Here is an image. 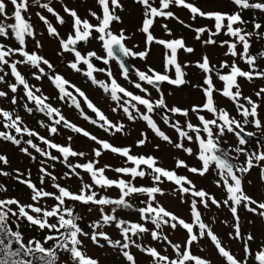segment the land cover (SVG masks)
I'll return each instance as SVG.
<instances>
[{
	"label": "snow or ice",
	"instance_id": "6c2138e0",
	"mask_svg": "<svg viewBox=\"0 0 264 264\" xmlns=\"http://www.w3.org/2000/svg\"><path fill=\"white\" fill-rule=\"evenodd\" d=\"M96 2L101 13L88 10V16L96 21L95 24L87 17L82 18L76 9L63 5V11L72 18V32L66 39L60 36L57 27L42 14V11H37L35 15L46 26L49 36L59 40L62 53L68 52L74 55V60L70 61L68 66L79 73L83 71L80 65H85L87 70L83 71V75L115 102L116 107L111 109L113 113L122 110L128 121L135 122L137 119L144 121L155 136L177 149H182L189 156L195 155L201 166H189L184 160L176 158L175 168H166L153 155H134L130 146H115L67 119L61 109L51 103V97L44 94L40 87L30 84L18 66L27 65L35 69L31 76L37 81L47 77L58 91V99L69 107L77 109L85 121L112 136L117 133L126 134V126L123 122L112 121L81 88L57 73L54 65L47 58L37 51L28 50V39L36 38L34 25L31 23L33 7L51 14L59 25L66 23L53 7L52 0H0V38L14 39L18 44L17 47H12L0 42V84H6L13 94L9 103L16 106L23 100L21 107L26 113L31 115L38 112L47 117L49 123L40 120L38 124L41 128L47 129L49 137L58 135L60 127H63L98 145L91 149L93 159L84 163H71L70 158H85L89 155L87 152L74 149L71 136L67 138L68 144L56 143L28 127L15 107L11 110L0 107V127L3 129L0 130V140L17 146L20 152L33 162L37 157L30 149L42 157L39 162V183L37 184L31 178L30 169L6 171L5 167L10 166L11 162L6 154H0V177L11 178L25 186L29 190L27 196L31 200V203L25 204L22 198L16 196L0 198V264H100L98 258L88 255L85 239L90 240L97 247H104L106 244L113 250H117L127 264H137L136 257L131 252L133 247L150 257V264H214L211 253L200 256L192 251L195 244L200 245V251L203 252L204 247L201 241L205 239L210 241L215 254L224 264H264V241H260L255 249L252 248L256 237L251 232L243 231L238 212V209L243 207L245 211L264 219V200L253 198L244 187V178L253 168L260 169V180L264 182V141L256 139L257 147L249 149L247 145L252 141L248 138L256 137L257 133L246 130L251 125L257 130L264 131V121L261 120L258 111L261 103H264V87L255 92L257 100H253L251 96L243 95L239 83V78L249 83L255 79H264V67L259 63L264 60V47L255 54L250 51L254 41H264V0H231L237 9L232 12L205 11L195 0H158V3L157 0H134V3L143 10L142 24L138 28V31L145 34V49L142 51H135L126 45L125 41L130 40L131 35H126L124 29H121L119 33L112 30L113 22L122 23L121 17L117 14V10L123 11L120 0H96ZM9 4L12 6L11 14L8 12ZM173 6L187 9L193 21L197 18L213 21L212 27H193L192 24L185 23L170 10ZM249 10L253 14L250 18H245L243 13ZM257 12L261 14L259 17L256 15ZM157 18L177 20L184 27L195 32V39L205 46L217 44L220 47L226 46L227 51L224 52V56H231L233 59L221 60L219 64H215L205 53L194 64L186 62L182 65L178 60L179 50L192 53L194 49L186 45L183 37L165 40L154 36L151 29ZM161 27L167 35H172L167 24H162ZM221 33L229 39L217 41L215 37ZM204 34H207V39H202ZM92 39L100 43L105 52L104 57L99 56L95 51L82 54L78 50V44L81 42L86 44ZM153 43L165 49L164 70L160 72L150 66L147 71L135 69L137 80L133 81L125 58L138 57L145 60L150 54ZM40 47H42L40 41L36 40V48ZM13 57H19V59H13ZM93 58L102 61L104 65H110V61H116L123 79L139 90L142 95L135 94L122 86L114 78L110 66L107 69L97 68L92 62ZM237 59L243 61L248 66V70L242 69ZM191 66H195L204 74L203 83L193 86L203 93V103L193 104L190 108L176 105L169 107L161 85L167 83L174 87H181L190 83L186 79L188 73L185 69ZM5 67L10 70L11 77L14 78L13 83L6 80L9 72L5 71ZM225 69H227L226 72ZM95 72H105L110 83L98 80L94 76ZM217 81L221 82V87H217ZM144 85L154 89L159 94L158 98L152 99L149 87ZM21 86L23 96L18 97L15 94ZM168 95L172 93L169 92ZM216 95L230 100L237 115H233L226 107L220 106L216 101ZM8 97V91L0 90V98ZM78 97L82 98L83 104L94 114V118L85 112ZM30 104L32 106H29ZM140 106L145 111L142 112ZM157 110L163 111L161 115L163 123L175 130L179 142L174 143L170 136L158 126L153 118ZM205 112L212 118L209 119L201 114ZM190 113L196 115L198 124H193L190 119H186L183 124L173 120L176 115L188 118ZM228 135L236 138L235 145L228 143ZM24 136L29 138L25 140ZM141 137L136 141L137 147L149 142L147 133L141 132ZM184 141L196 144L197 151L194 152L192 147H185ZM21 144L26 146L21 147ZM41 144L44 147H41ZM159 147L156 145L155 149L159 150ZM51 150H55L59 155H53ZM105 152L123 157L124 164L115 168L108 164L98 167L99 158ZM241 155L245 159L237 162ZM57 162L68 169L63 176H57L53 171H49V168H55ZM180 168L201 177L210 170L215 171L218 179L214 183L217 187H223L226 198L217 199L205 189H198L192 179L177 173L176 169ZM109 170L117 173L118 178L108 177L106 172ZM81 171L89 175L91 183L83 180ZM73 177L81 181L77 191L59 183L61 179L67 180ZM145 177L150 178V186H138L134 183L137 178ZM49 181L54 191L46 190ZM166 181L175 186L172 189L173 195L179 194L182 203H189L191 222L168 210L157 199L158 196L166 194L161 187ZM248 183L251 184V181ZM112 188L118 190V196L112 197L96 191L101 189L106 192ZM7 191V185L0 183V193ZM137 196L146 197L140 201V204L144 206H136L133 197ZM185 197H191V200L186 201ZM48 199L53 200L54 203L47 204ZM78 203L87 206L89 212L92 211V206L98 209V218L87 225L90 231H85L81 226L83 216L77 211ZM211 206L227 207L231 212L233 223L229 226L232 231L228 232L227 236L230 240L241 243L243 256L233 252L214 231L212 224L215 223V217L212 218V223L205 221L201 207L208 210ZM122 210L139 213L142 222H133L118 216V212ZM24 221L28 222L30 228L35 227L41 232L47 230V234L42 239L35 236L26 239L21 231ZM149 223L154 227L150 229L147 226ZM224 223L227 224V221ZM113 225L119 230V239H114L105 230ZM165 227L172 231L178 228L183 229L187 233L185 240L182 243H174L164 232ZM145 234H150L153 241L166 243L167 247L162 252L156 247L138 243L137 241ZM49 242L52 243L49 244ZM168 247L172 249L171 253H168ZM65 255L66 259L63 258Z\"/></svg>",
	"mask_w": 264,
	"mask_h": 264
},
{
	"label": "rangeland",
	"instance_id": "374dc122",
	"mask_svg": "<svg viewBox=\"0 0 264 264\" xmlns=\"http://www.w3.org/2000/svg\"><path fill=\"white\" fill-rule=\"evenodd\" d=\"M195 2L202 7L205 11H225V12H232L236 11V6L231 3V0H195ZM120 3L123 5V11L117 10V14L121 17L122 23L113 22L112 30L115 33H119L121 29H124L126 35H131V39L125 41L126 45L129 48H133L135 51H142L145 49V34L138 31V28L142 24V8L134 3V0H120ZM158 3V0H157ZM67 5L70 8H74L77 10L78 14L83 18L87 17L92 23H96V21L88 16V10L91 9L96 11L98 14L101 13V10L96 2V0H52L53 7L60 13V15L65 19L66 23L63 25H59L55 18L47 13L46 11L40 10L36 7L31 9V23L34 25L36 31V38L35 40L29 38L27 41V46L29 51H37L40 55L47 58L55 67V71L57 73L62 74L66 79L71 81L77 87L81 88L86 95L99 107L102 111L114 122L120 121L123 122L126 126L125 132L126 134L117 133L116 135L112 136L105 133L99 127L89 123L82 119L79 114V111L74 107H69L66 103L61 102L58 99V91L55 89L51 81L44 77L42 80L37 81L32 78L31 73L35 71L30 66L27 65H20L19 70L27 77L30 84L36 85L40 87L44 94L51 97V103L61 109L62 113L65 115L67 119L76 123L78 126L83 127L84 129L88 130L90 133L96 135L100 139H105L111 142L115 146L125 147L130 146L132 148V154L134 155H153L159 159L162 166L174 169L176 158L184 160L189 166H196L200 167V162L196 159L195 155L189 156L186 154L182 149H177L173 147L172 144H168L167 142L162 141L159 137L155 136V134L148 129L146 123L142 120L137 119L135 122L128 121L127 117L124 115L122 110H118L116 113L112 112V108L116 107L115 102L110 100V97L106 95L103 90L94 85L91 80H89L85 75H83V71H86L87 68L85 65L81 64L80 67L83 70L82 72H76L72 70L68 64L70 61L74 60V55L72 53L63 52L61 50L59 40L55 37L49 36L46 26L38 19L35 15L37 11H42V14L47 16V18L53 23L55 27H57L60 36L64 39L67 38V35L72 32V18L68 16L63 11V5ZM178 16L181 20L185 21V23L192 24L193 27H202L208 26L212 27L213 21L204 19V18H197L196 20L191 19V14L188 12L187 9L182 7H175L173 6L171 9ZM12 6L11 4L8 5V12L11 14ZM252 11H245L243 13L245 18H250L252 16ZM259 17L261 14L259 12L256 13ZM10 22V21H9ZM162 24H167L168 27L171 29L172 35L169 36L165 33V30L161 27ZM214 30V29H213ZM153 35L160 39H173V38H180L186 42V45L192 47L194 52L186 53L182 49L178 52V60L183 65L184 63L194 64L195 61L200 60L202 55L207 53L211 59V61L215 64H219L221 60H229L231 61L233 57L231 56H224V52L227 51V47H220L217 45H203L201 41L195 39V32L190 30L189 28L184 27L182 24L177 22L175 19H164V18H157L156 22L151 29ZM202 39H207V34H204ZM217 41L228 40L229 37L225 36L221 33L219 36L215 37ZM36 40L40 41L42 47L36 48ZM0 42L8 44L12 47H17L18 44L14 41V39H7L4 40L0 38ZM138 45V47H134ZM264 47V41L262 42H253V47L250 51L255 54L259 49ZM78 50L81 51L82 54H86L89 51H95L99 56L104 57L105 52L102 49L100 43L92 39L88 43H83L78 47ZM164 53L165 49L161 45H157L153 43L151 45V51L148 57L145 60H141L140 58H128L130 66L132 68V72L130 73V78L135 81L137 77L135 76V69H139L141 71H147V68L150 66L157 71L162 72L164 70ZM13 59H19V57H13ZM97 63L94 64L97 68H104L107 69L109 66L113 72L114 78L125 88H128L130 91H133L135 94L142 93L139 90L133 88L128 81L124 80L121 75L120 68L116 65L114 61H110V65H104L102 61L96 60ZM237 63L239 66L244 69L248 70V66L237 59ZM262 67H264V60L259 62ZM5 71L9 72V75L6 77V80L9 83L14 82V78L11 77L10 70L5 67ZM47 71V69H46ZM188 73L186 79L190 82L186 85L180 87H174L168 85L167 83L163 84V91L166 97V102L169 107L176 105L182 108H190L193 104H201L204 101L203 93L200 89L193 87L197 84L203 83L204 74L195 66H191L185 69ZM225 72L227 69L224 70ZM94 76L98 80H103L107 83H110V79L106 75L105 72H95ZM217 87H221V82L217 81ZM239 83L243 90L244 96H251L253 100H257L255 96V92L259 90V88L264 87V79H255L253 82L249 83L247 80L243 78H239ZM145 87H149V91L152 93V99L158 98V93L152 89L148 85H144ZM0 90L8 91L9 97L8 98H0V107H3L7 110H11L13 107L19 112V114L23 117L24 122L27 124L28 127L35 129L40 133V135L49 137V133L47 129L41 128L38 124V121L43 120L45 123H49L48 118L44 115L35 112L31 115L26 113L21 105L24 103L23 100L16 106H12L9 103L11 96L13 95L10 90L7 88L6 84H0ZM71 91V89H69ZM171 92L172 95H168ZM75 94V93H74ZM18 97L23 96V88L22 86L18 89V92L15 94ZM81 100L82 107H84L85 112L89 116L94 118V114L87 109L86 105L83 104L82 98L78 97ZM217 103L222 106L226 107L233 115H237L235 111V107L233 103L219 95H216ZM259 102V101H258ZM31 106V104L29 105ZM141 111H145V109L140 106ZM260 113V118L264 121V103H261V107L258 109ZM205 115L207 118L211 119V115L208 113H201ZM162 113L156 112L153 114V118L156 120L158 126L163 130L167 135L170 136L172 141L179 142L178 134L175 132L174 129L170 128L169 126L165 125L161 119ZM171 115V114H169ZM239 118V117H237ZM186 119H190L193 124H198L197 117L194 113H190L188 118L183 116L176 115L173 117V120H178L181 124L184 123ZM0 130H3L0 127ZM247 131L256 132L257 136L256 139H260L264 141V131H260L249 125L246 129ZM141 132L147 133L149 142L146 143L144 146L137 147L136 141L141 139ZM72 137L71 144L76 151H84L89 153V155L85 158H70L71 163H84L87 160L93 159L91 154V149L98 147L93 141L83 137L80 134H76L71 132L68 129L60 127V131L58 135L49 137L50 139L54 140L56 143L59 144H68V137ZM29 137L24 136L23 139H28ZM228 143L230 145H235L237 140L234 136L228 135L227 136ZM39 143V141H35ZM185 147H192L194 152L197 151V145L194 143H189L184 141ZM159 145V150L155 149V146ZM26 145L21 144V147H25ZM44 147V145H40ZM249 149H255L257 147L256 143H250L247 145ZM33 155H36L37 159L33 162L28 156L24 155L20 152L19 148L10 142H5L0 140V154H6L10 160V166L5 167L6 171H11L12 169H20L21 171H25L27 169L31 170L32 173V180L39 183L38 177L39 172L38 169L40 167V160L42 157L39 154L35 153L34 150ZM53 155H59L55 150H51ZM245 159L243 155L239 157V161L241 162ZM51 163V162H50ZM105 164L111 165L113 168L122 166L124 164V158L112 154L111 152H105L99 158L98 167H103ZM131 166V165H128ZM49 171H53L57 176H63L68 169L61 163H55V168H49ZM179 175L188 176L193 182L196 184L197 188H203L209 193L213 194L217 199L226 198V194L224 192L223 187H217L214 181L218 179L215 171L210 170L206 173L203 177L199 175L191 174L187 171V169L180 168L176 169ZM260 169L253 168L251 172L245 176L244 178V187L246 192L255 199L264 200V182L260 180ZM81 175L83 176V180L87 183H91V179L87 173L81 171ZM106 175L110 178L116 179L118 178V174L109 170L106 172ZM125 179H129V177H124ZM251 181V184L248 183ZM0 183H4L8 187V191L4 193H0V198L9 197V196H16L18 198H22V202L27 204L31 203V200L28 198L27 193L28 189L17 183L16 181L12 180L8 177H0ZM59 183L66 187H70L73 191H77L80 187L81 181L76 177L71 179H61ZM136 185L140 186H150L151 180L148 177L144 179L137 178L134 182ZM164 188L166 194L163 196H158L157 199L163 204L168 210L175 212L182 218L186 219L187 221L191 222L190 210H189V203L185 202L182 203L179 197V194L173 195L172 189L175 187L170 182H165L161 185ZM46 190L54 191L51 188V182L49 181L46 185ZM96 191L101 192V194L109 195L112 197L118 196V190L115 188L108 189L106 192L101 189H96ZM146 199L145 196H137L133 197V201L137 207L144 206L140 204L141 200ZM186 201H190L191 197H185ZM47 204L51 205L54 203L53 200L48 199L46 201ZM77 211L83 216V221L81 222V226L84 228L85 231H90L87 225L96 220L99 216V212L96 206H92V211H88V207L77 204L76 205ZM201 211L204 214V219L206 222L212 223V218L215 217V223L212 224L214 231L222 238V240L233 250V252L237 253L239 256H243L242 252V245L239 241L230 240L227 236V233L232 231L231 225L233 223V217L231 212L227 207H220L216 208L215 206H211L210 209L205 210L201 207ZM239 215L241 217L242 228L245 233L251 232L256 237V242L252 243V248L255 249L257 244L260 241H264V219H261L259 216H255L252 213H249L244 210L243 207L238 209ZM118 216L131 220L133 222H142L140 221L139 213L132 211V210H122L118 212ZM227 221V224L224 223ZM252 221V223H249ZM26 222V226L23 225L24 232H30L26 238L29 239L31 236L36 237V232L30 228L28 222ZM150 229L154 226L150 223L147 225ZM114 239H119V230L115 228L113 225L110 228L105 229ZM164 232L169 236L174 243L179 242L182 243L187 233L178 228L176 231H172L171 229L165 227ZM25 235V233H24ZM138 243L150 245L156 247L158 250L162 251L165 247H167L166 243L153 241L151 239L150 234H145L142 239L137 241ZM85 245L87 246V253L88 255L98 258L100 264H127V261L124 257L117 251L113 250L112 248L108 247L106 244L104 247H97L91 243L90 240H84ZM104 244L103 241H101ZM201 245L204 247V251H200V245H193L192 251L196 255L200 256H207L208 254H212V258L214 260V264H224L219 256L215 254V249L211 245L210 241L205 239L201 241ZM131 252L135 255L137 264H150V257L136 249L135 247L131 248ZM172 249L168 247V253H171ZM66 259V257H63Z\"/></svg>",
	"mask_w": 264,
	"mask_h": 264
},
{
	"label": "trees",
	"instance_id": "16d2710c",
	"mask_svg": "<svg viewBox=\"0 0 264 264\" xmlns=\"http://www.w3.org/2000/svg\"><path fill=\"white\" fill-rule=\"evenodd\" d=\"M31 106H32V105H31ZM52 222H54V221H52ZM23 225L26 226V222H25V221H24V222L22 223V225H21V231L23 230ZM13 228H14V230H15V226H13ZM27 228H30V227H27ZM30 229H32V230H34V231L36 232V238H38V239H42L43 236L47 234V230L41 232V231H38V229L35 228V227H31ZM22 232L25 233V238H26L29 234L31 235L30 232H24V231H22ZM31 237H32V236H31ZM26 239H27V238H26ZM51 243H52V242H49V244H51ZM64 257H66V255H65Z\"/></svg>",
	"mask_w": 264,
	"mask_h": 264
},
{
	"label": "water",
	"instance_id": "95a60500",
	"mask_svg": "<svg viewBox=\"0 0 264 264\" xmlns=\"http://www.w3.org/2000/svg\"><path fill=\"white\" fill-rule=\"evenodd\" d=\"M80 44H81V43H80ZM80 44H78L77 47H79ZM92 62H93L94 64L97 63V61L95 60V58L92 59ZM115 62H116V61H115ZM125 62H126V65L129 67L130 72H131V68H130V66H129V62H128V59H127V58H125ZM116 64L118 65L117 62H116ZM158 111H160L161 113H163L162 110H158ZM248 139H250L252 142H255V140H256L254 137H252V138H248Z\"/></svg>",
	"mask_w": 264,
	"mask_h": 264
}]
</instances>
